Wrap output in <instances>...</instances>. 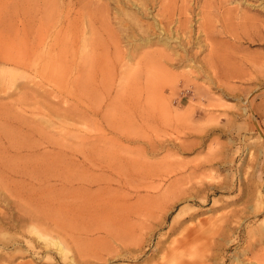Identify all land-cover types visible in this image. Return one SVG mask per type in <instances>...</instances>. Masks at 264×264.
<instances>
[{"label":"rangeland","instance_id":"rangeland-1","mask_svg":"<svg viewBox=\"0 0 264 264\" xmlns=\"http://www.w3.org/2000/svg\"><path fill=\"white\" fill-rule=\"evenodd\" d=\"M263 255L264 0H0V264Z\"/></svg>","mask_w":264,"mask_h":264},{"label":"bare ground","instance_id":"bare-ground-1","mask_svg":"<svg viewBox=\"0 0 264 264\" xmlns=\"http://www.w3.org/2000/svg\"><path fill=\"white\" fill-rule=\"evenodd\" d=\"M87 11H88V10H87ZM87 11H86V12H87ZM92 11H93V10H91V12H92ZM87 13H88V12H87ZM83 14H84V13H83ZM228 14H229V12H228ZM92 15H93V14H92ZM85 16H87V14H86ZM93 17H94V16H93ZM118 17H120V16L118 15ZM227 17H228V16H227ZM191 18H192V17H191ZM89 19H90V18H89ZM93 19H94V18H93ZM124 19H125V18H124ZM164 19H165V21H167V18H166V17H164L163 20H164ZM168 19H169V18H168ZM170 19H172V18H170ZM181 19H182V18H181ZM226 19H227L226 21L229 22L230 19H228V18H226ZM94 20H95V19H94ZM120 20H121V19H120ZM161 20H162V19H161ZM183 20H184V19H183ZM90 21H91V19H90ZM123 21H124V20H123ZM169 21H170V20H169ZM125 22H126V21H125ZM181 23H182V22H181ZM183 23H184V22H183ZM226 23H227V22H226ZM226 23H225V24H226ZM166 24H167V23H166ZM228 24H229V23H228ZM122 25H123V24H122ZM162 25H164V24H162ZM168 25H169V24H168ZM181 25H182V24H181ZM123 26H124V25H123ZM160 26H161V25H160ZM182 26H183V25H182ZM229 26H230V25H229ZM229 26H228L227 24L225 25V31L222 32L223 34H231V31H232L231 29H232V28H231V29H227V27L230 28ZM183 27H184V26H183ZM150 28H151V27H150ZM161 28H162V27H161ZM167 28H168V26H167ZM167 28H166L165 26H163L162 29L166 32V31H167V30H166ZM168 29H169V28H168ZM178 29L181 30V29H182L181 26H179ZM182 30H184V29H182ZM182 30H181V32H182ZM201 31H202V30H201ZM183 32H184V31H183ZM98 37H99V36H98ZM190 39H191V38H190ZM210 39H211V38H210ZM263 256H264V255H263ZM262 259L264 260V258H262ZM260 260H261V258H260ZM261 261H262V260H261ZM263 262H264V261H263Z\"/></svg>","mask_w":264,"mask_h":264}]
</instances>
